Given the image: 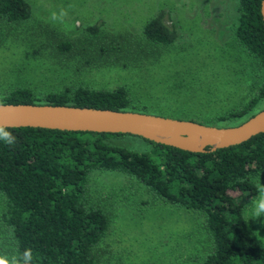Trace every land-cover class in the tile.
<instances>
[{"label":"rangeland","instance_id":"obj_1","mask_svg":"<svg viewBox=\"0 0 264 264\" xmlns=\"http://www.w3.org/2000/svg\"><path fill=\"white\" fill-rule=\"evenodd\" d=\"M28 2L32 13L27 20L0 19V93L14 87L40 93L78 85L124 86L133 105L212 123L259 90L263 72L234 39L238 0ZM62 7L67 10L64 23L51 22V13ZM159 12L177 32L168 45L143 34L145 22ZM93 26L97 29L90 31ZM66 41L70 49L62 52L58 46ZM263 107L264 102L257 109ZM110 141L136 151L150 148L129 135ZM259 176L264 182V173ZM89 182L110 219L96 247L99 264H200L206 246L201 214L164 202L120 172L96 170ZM246 228L264 245V217L249 220ZM6 246L0 226V255Z\"/></svg>","mask_w":264,"mask_h":264},{"label":"trees","instance_id":"obj_2","mask_svg":"<svg viewBox=\"0 0 264 264\" xmlns=\"http://www.w3.org/2000/svg\"><path fill=\"white\" fill-rule=\"evenodd\" d=\"M260 1L238 0L234 28L237 45L263 72L259 90L247 102L205 124H237L258 112L264 102ZM31 13L28 0H0L3 21L23 22ZM172 25L159 12L145 22L143 34L153 43L168 45L177 36ZM58 48L64 52L70 44L62 42ZM0 103L167 111L133 105L124 86L78 85L40 93L14 87L0 93ZM5 130L17 137L11 147L0 142V226L5 232V256L30 248L32 264H99L96 247L110 225L106 210L91 193L89 176L99 170L129 175L164 202L201 214L206 246L200 264H264V245L247 230L244 217L255 195L254 178L264 173V132L234 146L194 153L123 133L39 127ZM128 135L144 140L150 148L136 151L110 141Z\"/></svg>","mask_w":264,"mask_h":264},{"label":"water","instance_id":"obj_3","mask_svg":"<svg viewBox=\"0 0 264 264\" xmlns=\"http://www.w3.org/2000/svg\"><path fill=\"white\" fill-rule=\"evenodd\" d=\"M264 22V0L260 1ZM0 126L123 133L194 153L240 144L264 132V108L234 125H211L131 110L0 103Z\"/></svg>","mask_w":264,"mask_h":264},{"label":"clouds","instance_id":"obj_4","mask_svg":"<svg viewBox=\"0 0 264 264\" xmlns=\"http://www.w3.org/2000/svg\"><path fill=\"white\" fill-rule=\"evenodd\" d=\"M74 5H69V8ZM67 16V10L60 8L59 11H53L50 15V20L53 23H64L65 17ZM0 142L11 147L17 142V137L11 132L6 131L4 126H0ZM146 147V146H145ZM255 195L249 202L247 210L248 220H257L264 217V182L261 180V176L254 178ZM246 222V223H247ZM33 252L30 248H25L22 253L17 251L15 255L11 257L0 255V264H32Z\"/></svg>","mask_w":264,"mask_h":264}]
</instances>
